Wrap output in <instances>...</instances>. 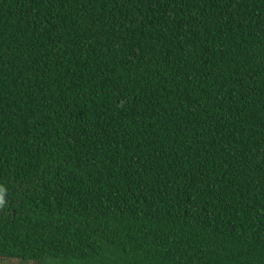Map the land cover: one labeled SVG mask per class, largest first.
Listing matches in <instances>:
<instances>
[{"label":"trees","instance_id":"1","mask_svg":"<svg viewBox=\"0 0 264 264\" xmlns=\"http://www.w3.org/2000/svg\"><path fill=\"white\" fill-rule=\"evenodd\" d=\"M0 264H264V0H0Z\"/></svg>","mask_w":264,"mask_h":264}]
</instances>
